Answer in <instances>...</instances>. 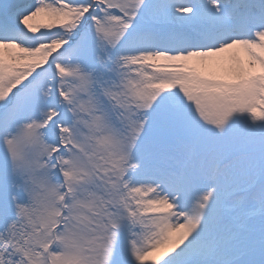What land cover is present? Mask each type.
Returning <instances> with one entry per match:
<instances>
[{
	"label": "snow or ice",
	"instance_id": "snow-or-ice-1",
	"mask_svg": "<svg viewBox=\"0 0 264 264\" xmlns=\"http://www.w3.org/2000/svg\"><path fill=\"white\" fill-rule=\"evenodd\" d=\"M0 264H264V0H0Z\"/></svg>",
	"mask_w": 264,
	"mask_h": 264
}]
</instances>
